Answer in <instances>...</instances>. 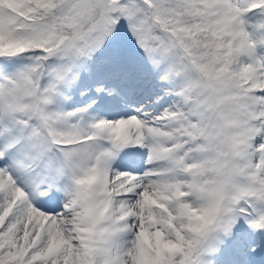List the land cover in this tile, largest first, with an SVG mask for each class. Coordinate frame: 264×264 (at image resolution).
Masks as SVG:
<instances>
[{"label":"snow or ice","instance_id":"obj_1","mask_svg":"<svg viewBox=\"0 0 264 264\" xmlns=\"http://www.w3.org/2000/svg\"><path fill=\"white\" fill-rule=\"evenodd\" d=\"M0 264H264V0H0Z\"/></svg>","mask_w":264,"mask_h":264}]
</instances>
